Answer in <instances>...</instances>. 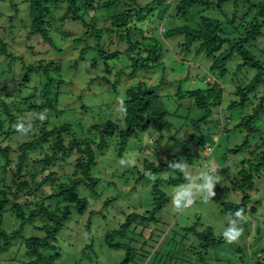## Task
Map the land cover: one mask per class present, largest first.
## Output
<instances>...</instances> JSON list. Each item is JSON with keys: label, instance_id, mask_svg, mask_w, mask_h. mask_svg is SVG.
Here are the masks:
<instances>
[{"label": "rangeland", "instance_id": "rangeland-1", "mask_svg": "<svg viewBox=\"0 0 264 264\" xmlns=\"http://www.w3.org/2000/svg\"><path fill=\"white\" fill-rule=\"evenodd\" d=\"M152 1L141 0L143 4L151 3L146 10L153 7L155 9L146 13L143 22L137 21L136 27L139 35L142 33L147 37L145 41L149 42L151 37L158 39L163 53L161 58L157 59V63L151 60V67H140L132 73L133 58L146 56L144 51L138 54L141 49H137L128 57L125 54L113 58L102 56V53L121 49L119 42H111L110 39L115 38L117 32L116 30L113 34L110 32L112 28L110 15L113 12L111 9H103L97 15H92V12L84 14L88 22H95V30L101 32L99 39L92 33V26L86 27L79 23L58 20L53 23L50 31L53 38L51 45L39 35L27 36L25 29H22L24 21L29 23L28 0H0V37L9 43V52H13L16 56L10 59L0 55V96L6 101L13 102L11 107L20 118L22 115L27 118L28 114L24 115L16 108L23 104V100L35 94L36 89L41 85V79H47V72L45 74L43 71H35L31 73L29 82L20 88L18 83L26 73L24 65L41 61L52 62L49 66V76L63 80L61 86L54 87L53 90L58 107L62 111L51 114L49 126L69 123L72 126L71 133L76 137H91L98 141L96 131L90 128L99 123L106 125L108 120L121 115L120 101L126 99L129 88L141 82L147 86L157 87V93L169 111L167 120L170 122V127L161 131L148 130L136 134L129 141L123 156H119L115 151L116 138L110 139L104 150H97L98 157L94 172L99 178V184L94 190L86 189L84 186L79 188V193L89 200V207L82 214L74 209L72 217L67 221L56 241L60 255L58 259L55 258L53 264H110L125 259L126 251L107 247L104 243V235L108 231L118 229L128 213L132 211L140 213L152 208L150 190L153 179L150 177L141 181L137 179L140 177V169L144 170L143 161L147 159L156 164L166 161L168 155L180 149L182 140L198 132L191 120L204 113L203 110L193 107L195 105L193 99L180 98L176 93L179 89L188 91L205 89L209 86L217 87L216 83L224 87L222 103L220 106L211 107L212 114L199 124V130L200 133L210 135L213 141H217V145L213 153L206 154L205 149H200L201 146L194 141L193 144L191 143L193 158L190 162H185L193 173L198 169L203 170L205 162L208 167H217L221 181L215 187L216 195L213 199L205 201L201 194L191 206L177 211L173 206L172 196L187 181L184 178L177 184H163L161 190L167 195L168 201L157 215L158 221L155 224L154 221L145 225L133 224L127 233L128 240L125 243H130L129 246L135 249L130 264H173V262L204 264V261L209 264H258V260L264 263V173L255 180V188L251 191L252 201L257 200L256 203H252L257 206V211L246 214L248 228L244 229L243 235L237 242L210 243L208 247H202L201 239L195 236L194 231L188 229L191 226H195L197 231L211 228L216 238L223 237L222 233L227 227L229 216L222 204L238 203L241 200L242 194L231 190L230 185L242 168V161L251 155L250 151L255 148V143L260 139L264 140V106L255 120L257 134H249L237 125L243 116L253 114L260 104L264 83L258 85L256 90L249 94L245 106L231 110L229 104L240 98L236 91L237 86L249 84L257 73L256 70L246 66L242 69L238 67L240 57L236 55L230 62L226 77L217 78V73L210 70L212 59L203 53L198 54L197 44L186 49L182 35L171 38L163 35L166 30L175 26L185 24L192 26L195 22L186 16L174 15V5L179 0H168L171 6L167 10L166 5H158ZM61 8L65 7L52 10L50 16L59 15ZM190 11L193 16L201 14L210 17L215 16L217 10L208 9L202 4L193 6ZM237 12L243 14V10ZM15 13L16 15L10 18ZM247 47L264 62V36ZM1 121L7 124L8 117L0 109V123ZM29 137L17 133L9 142L12 147H16L17 141L27 140ZM246 138H249L250 147L237 155L233 154L232 150L242 144ZM9 142L4 141L2 144L7 145ZM146 147H149V150ZM19 153L16 151L13 153L15 164ZM32 156L34 158L35 155ZM28 159L26 165H32L31 155ZM122 159L131 163L122 165L120 163ZM76 161L77 156L72 155L54 169L62 176L80 177L81 171L75 172ZM245 166H247L246 161ZM163 176L179 178L176 172L171 171H166ZM45 192L47 193L48 190L45 189ZM107 199L113 201L106 204ZM52 206L56 207V203ZM90 211H94L91 217L92 237L88 236L86 228ZM7 220L5 224L7 230L14 231L23 225L27 237L33 233L42 235L33 224H26L15 219L14 216L11 218L8 216ZM45 221L39 219L34 224L42 226ZM90 241L93 242L94 250L87 254V249L84 248ZM144 247L147 251H142ZM258 254H262L263 258ZM2 260L4 264H20L26 261L24 247L17 241L10 253L2 256Z\"/></svg>", "mask_w": 264, "mask_h": 264}, {"label": "trees", "instance_id": "trees-1", "mask_svg": "<svg viewBox=\"0 0 264 264\" xmlns=\"http://www.w3.org/2000/svg\"><path fill=\"white\" fill-rule=\"evenodd\" d=\"M152 3L164 4L166 10L171 6V2L168 0H153ZM202 4H205L208 9L217 10L215 16L208 17L201 14L193 16L191 8ZM12 5L14 6L13 3ZM62 6L65 8L59 9V15L50 16L52 10ZM147 6H151V3L143 4L141 0H28L29 23L24 21L22 29H25L27 36L39 35L41 39L52 45L53 38L50 31L53 23L58 20L70 21L86 25V27L92 26V33L99 39L101 32L95 30V22H88L84 14L92 12V15H97L103 9H111L113 12L110 15L112 27L110 32H112L111 34L115 30L117 32L115 38L110 39L111 42H119L121 49L102 53V56L113 58L125 54L128 57L137 49H141L138 54L140 55L144 51L146 56L133 58L132 73H134L140 67H151V60L157 63L163 53L161 42L158 39L151 37L148 42L145 41L146 36L138 33L136 22H143L147 16L146 13L155 9L153 7L146 10ZM174 9L175 16H186L195 22L192 26L188 24L175 26L166 30L163 35L167 38L182 35L184 37L183 45L186 49L197 44L196 52L203 53L212 59L210 70L217 73V78L226 77L229 73L230 62L236 55L240 57L238 67L242 69L246 66L256 70L257 73L249 84L237 86L236 91L240 98L229 104L231 110L245 106L249 100V94L256 90L258 85L264 83V62L247 47L264 36V0H179L175 3ZM239 10H243V14L238 13ZM15 15L16 13L10 18ZM142 45L145 47L141 48ZM9 48V43L0 37V55L14 59L16 56L13 55V52H9ZM51 63L41 61L24 65L26 73L18 83L20 88L29 82L31 73L35 71H43L45 74L47 72V79L41 76L43 79H41V85L36 89L35 94L23 100V104L16 109L24 115L46 110L47 118L43 122L39 119L34 120L33 129L28 134L30 137L27 140L17 141L16 147H12L9 140L20 133L16 130V123L21 118L15 114L14 108L11 107L13 102L6 101L0 96V107H2L0 109L8 117L7 124L3 121L0 123V264H4L2 256L5 253H10L12 246L17 241L24 247V256L27 258L20 264H53L55 258L58 259L60 255L56 241L67 221L72 217L74 209L82 214L89 207V200L79 193V188L84 186L86 189L94 190L99 184V178L94 172L98 157L97 150H104L110 139L116 138L115 151L119 156H123L129 141L136 134L148 130L161 131L170 127V122L167 120L169 111L165 108L161 96L158 95L157 87L147 86L142 82L127 90V97L123 101L126 111L122 114V118L119 115L108 120L106 125L99 123L90 128V130L96 131L98 141L91 137L74 136L69 123L49 126L51 114L62 111L58 107L57 97L53 90L54 87H60L63 82L60 78L49 76L48 71ZM216 84L217 87L209 86L205 89L188 91L179 89L176 93L180 98L193 99L195 103L193 107L204 111L202 115L191 120L198 132L192 133L188 139L182 140L180 149L174 154L168 155L166 161L156 164L154 161L146 159L143 161L144 170L137 167L140 169L138 180L148 178L149 176L146 175L148 172H151L155 177L150 190L152 208L140 213L135 211L128 213L118 229L106 232L104 243L107 247L126 251L125 259L110 264H130L134 258L135 249L129 246L130 243H125L128 240L127 233L133 224L145 225L153 221L155 224L158 221L157 215L168 201L161 186L165 183L177 184L184 179L183 173L174 167H169V163L171 161L190 162L194 155L191 149V143L193 144L194 141L198 146H201L200 149H206L208 144H213L214 141L210 135L200 133L199 124L212 114L211 107L213 105L220 106L222 103L224 87L220 83ZM114 88H116L115 85ZM263 106L264 92L254 113L243 116L237 127L246 130L249 134H257L258 128L255 120L263 110ZM22 118H24L23 115ZM3 140L9 143L3 145ZM250 145L249 138H246L242 144L232 150V153L237 155L248 149ZM254 147L250 151L251 155L248 159L242 161V168L230 185L231 190L242 194L240 202L222 204L228 216L240 207L244 208L245 215L250 211L253 213L257 211V206L252 204L257 200L252 201L251 191L255 188V180L260 178L261 173H264V140L260 139ZM146 148L149 150V147ZM139 149L141 150V147ZM15 151L20 152L16 164L13 158ZM30 155L32 165H26ZM32 155H35L34 158ZM72 155L77 156L75 172L81 171L82 176L80 177L62 176L54 169ZM245 161L247 166H245ZM166 171L176 172L179 178L164 177ZM45 189L48 190L47 193ZM111 201L113 199H107L105 203L109 204ZM53 203H56V207L52 206ZM90 214L86 228L88 236L92 237L91 217L94 211H90ZM8 216L9 218L14 216L15 219L26 224H33L34 228L42 235L33 233L27 237L23 225L14 231L7 230L5 224L8 221ZM39 219L46 220L42 226L34 224ZM242 227L248 228V220ZM188 229L194 231L195 236L201 239L202 247H208L210 243L222 244L226 242L223 237L216 238L211 228L197 231L195 226H191ZM137 234L142 235L141 233ZM93 248V242L90 241L84 249H87V254H89L94 250ZM142 251H147L146 247ZM258 256L263 258L262 254H258ZM257 263L264 264L260 260ZM173 264L176 263L173 262ZM204 264L209 263L204 261Z\"/></svg>", "mask_w": 264, "mask_h": 264}, {"label": "clouds", "instance_id": "clouds-1", "mask_svg": "<svg viewBox=\"0 0 264 264\" xmlns=\"http://www.w3.org/2000/svg\"><path fill=\"white\" fill-rule=\"evenodd\" d=\"M120 113L122 114L126 111L123 107V101H120ZM47 111L28 114L27 118L18 119L16 123V130L23 135H28L33 129L34 120L39 119L41 122L46 120ZM122 165L129 164L131 161L121 160ZM169 167H174L175 169L181 171L184 174V178L187 181L184 185L180 186L172 196L173 206L177 211H181L189 206H191L197 196L203 194V199L205 201L213 199L216 195L215 187L221 181V176L217 167H205L203 170H196L195 173L190 171L185 162L171 161ZM150 178L155 179L151 172L146 173ZM247 221L245 215V210L243 207L237 209L234 213L230 214L228 219V226L222 233L223 238L228 243L237 242L244 233V228L242 225Z\"/></svg>", "mask_w": 264, "mask_h": 264}, {"label": "built area", "instance_id": "built-area-1", "mask_svg": "<svg viewBox=\"0 0 264 264\" xmlns=\"http://www.w3.org/2000/svg\"><path fill=\"white\" fill-rule=\"evenodd\" d=\"M213 144H208V146L205 149V153L207 154H211L216 146L217 141L214 140V142H212ZM206 165H204L205 167L207 166V162H205Z\"/></svg>", "mask_w": 264, "mask_h": 264}]
</instances>
